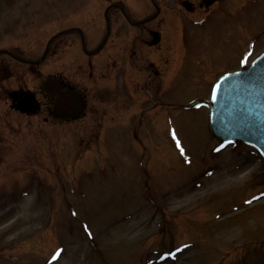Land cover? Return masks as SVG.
I'll use <instances>...</instances> for the list:
<instances>
[{"label":"rangeland","instance_id":"1","mask_svg":"<svg viewBox=\"0 0 264 264\" xmlns=\"http://www.w3.org/2000/svg\"><path fill=\"white\" fill-rule=\"evenodd\" d=\"M12 1L13 17L22 27L40 29L29 37L32 59L40 57L51 34L71 26L73 17L66 14L79 3L85 2V13V5L105 6L99 0ZM122 1L133 20L155 12L151 0ZM244 1L223 0L216 13L226 18L214 15L186 30L171 83L179 105L208 99L209 91L193 88L199 51L214 62L207 78L208 57H196L197 79L206 78L208 86L264 50V0ZM164 5L167 20L160 27L175 46L176 65L189 22L173 0ZM248 39H254V47ZM57 65L54 54L41 67L44 76L55 73ZM26 81L41 105L33 115L11 110L0 86V264H264V160L241 143L216 151L205 105L177 109L167 124V114L155 110L152 121L158 126L140 132L112 129L121 121L110 112L101 131H90L83 124L100 117L51 120L40 81ZM149 108L139 104L134 112ZM212 167L220 175L194 186ZM255 196L263 201L236 211ZM183 214L188 220L179 222Z\"/></svg>","mask_w":264,"mask_h":264},{"label":"water","instance_id":"2","mask_svg":"<svg viewBox=\"0 0 264 264\" xmlns=\"http://www.w3.org/2000/svg\"><path fill=\"white\" fill-rule=\"evenodd\" d=\"M237 74L226 76L219 83L221 86L220 94L215 101L212 100L211 127L213 133L224 139H241L253 144L257 142L263 145L264 150V107H260L261 104H264V55L251 68L239 73V75ZM238 82L240 87L235 88ZM229 86L234 88L232 97L226 94V89ZM53 93L59 94L58 92ZM237 95L249 98L252 102L251 107L254 114L247 121H241L234 117V113L240 107L235 100ZM66 100L69 110L65 111L64 103L60 97L55 115H71L74 112L73 96L68 94Z\"/></svg>","mask_w":264,"mask_h":264},{"label":"flooded vegetation","instance_id":"3","mask_svg":"<svg viewBox=\"0 0 264 264\" xmlns=\"http://www.w3.org/2000/svg\"><path fill=\"white\" fill-rule=\"evenodd\" d=\"M78 34L74 35L75 37L70 40L72 43H77V47L80 45V49H77L73 52L71 62H72V76L66 71L61 73V78L74 90L78 92L84 91L87 92L94 86H102L104 89L110 88L112 78H111V65L113 61V54L116 58L113 65L122 69L123 74L126 73L127 65V45L124 43L123 38L120 37L121 43H119L115 51L113 52L110 45L106 43L103 48L95 55H91L87 46L90 40L86 39L85 34L81 31H76ZM58 45L60 48H64L68 41L64 37L63 33H60L57 37ZM149 53V52H147ZM150 65V64H149ZM146 65L145 67H148ZM144 67V66H143ZM149 67H152L151 65ZM158 72L155 71V74ZM121 75L118 77L120 84H126V77ZM70 83V84H69Z\"/></svg>","mask_w":264,"mask_h":264},{"label":"snow or ice","instance_id":"4","mask_svg":"<svg viewBox=\"0 0 264 264\" xmlns=\"http://www.w3.org/2000/svg\"><path fill=\"white\" fill-rule=\"evenodd\" d=\"M244 64H248V60L245 58L243 61H242ZM239 75V73L237 74ZM249 76L251 77V74H249ZM220 85H214L212 87V90H211V98L213 101H215L219 94H220ZM240 87V84L239 82L237 83V85H235V88H239ZM233 86H229L227 89H226V94L229 96V97H232V93H233ZM235 100L236 102L239 103L240 107L239 109L234 113V117L238 120H241V121H247L249 120L253 114H254V110L253 108L251 107V101L249 98H245L241 95H237L235 97ZM260 107H264V104H261ZM175 135V133H174ZM89 235H91V232H89ZM63 250L60 249L57 253H56V256H55V259H59V256H60V252H62Z\"/></svg>","mask_w":264,"mask_h":264}]
</instances>
